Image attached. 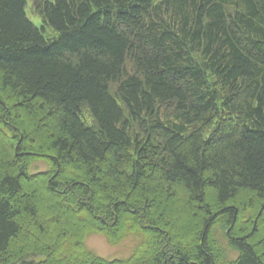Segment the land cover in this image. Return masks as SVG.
<instances>
[{"label":"trees","instance_id":"obj_1","mask_svg":"<svg viewBox=\"0 0 264 264\" xmlns=\"http://www.w3.org/2000/svg\"><path fill=\"white\" fill-rule=\"evenodd\" d=\"M0 264H264V0H0Z\"/></svg>","mask_w":264,"mask_h":264},{"label":"rangeland","instance_id":"obj_2","mask_svg":"<svg viewBox=\"0 0 264 264\" xmlns=\"http://www.w3.org/2000/svg\"><path fill=\"white\" fill-rule=\"evenodd\" d=\"M27 15L29 19L38 27H42L44 24L42 17L37 15L32 10V4L29 2L27 6ZM51 30V28H48ZM48 30V32H51ZM49 35V34H47ZM1 146H5L6 144L1 143ZM40 168L44 169V165L40 164ZM178 208V207H177ZM194 220V219H192ZM86 246L89 251L94 253L99 258L108 260V261H115L121 259H127L131 256L133 249L135 247V243L132 240L125 241L119 246H111L107 239L100 235L91 236L87 242Z\"/></svg>","mask_w":264,"mask_h":264}]
</instances>
